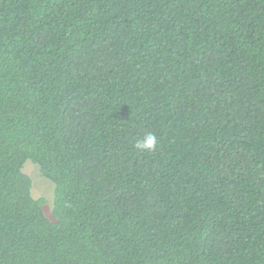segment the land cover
<instances>
[{
    "label": "trees",
    "instance_id": "16d2710c",
    "mask_svg": "<svg viewBox=\"0 0 264 264\" xmlns=\"http://www.w3.org/2000/svg\"><path fill=\"white\" fill-rule=\"evenodd\" d=\"M0 264H264V0H0Z\"/></svg>",
    "mask_w": 264,
    "mask_h": 264
},
{
    "label": "rangeland",
    "instance_id": "374dc122",
    "mask_svg": "<svg viewBox=\"0 0 264 264\" xmlns=\"http://www.w3.org/2000/svg\"><path fill=\"white\" fill-rule=\"evenodd\" d=\"M24 171L32 178V193L35 197H44V209L46 214L53 218V206L55 199V183L47 178L40 170L38 164L27 160L24 164Z\"/></svg>",
    "mask_w": 264,
    "mask_h": 264
},
{
    "label": "clouds",
    "instance_id": "9594fccd",
    "mask_svg": "<svg viewBox=\"0 0 264 264\" xmlns=\"http://www.w3.org/2000/svg\"><path fill=\"white\" fill-rule=\"evenodd\" d=\"M135 147L138 150L144 151H154L157 147V137L154 133H148L143 136L142 139L137 140L135 143Z\"/></svg>",
    "mask_w": 264,
    "mask_h": 264
}]
</instances>
